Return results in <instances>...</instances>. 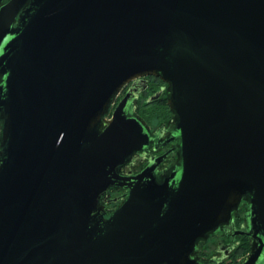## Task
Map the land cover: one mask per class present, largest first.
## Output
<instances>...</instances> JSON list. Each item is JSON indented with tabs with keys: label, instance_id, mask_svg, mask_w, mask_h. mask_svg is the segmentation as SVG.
<instances>
[{
	"label": "water",
	"instance_id": "water-1",
	"mask_svg": "<svg viewBox=\"0 0 264 264\" xmlns=\"http://www.w3.org/2000/svg\"><path fill=\"white\" fill-rule=\"evenodd\" d=\"M0 0V264H212L247 203L264 264V0ZM169 84L178 171L119 174L149 145L123 87ZM130 190L107 220L99 199Z\"/></svg>",
	"mask_w": 264,
	"mask_h": 264
},
{
	"label": "flooded vegetation",
	"instance_id": "flooded-vegetation-1",
	"mask_svg": "<svg viewBox=\"0 0 264 264\" xmlns=\"http://www.w3.org/2000/svg\"><path fill=\"white\" fill-rule=\"evenodd\" d=\"M9 0H5L2 5ZM133 92L134 98L127 109L130 117L136 118L149 135V145L136 151L121 166L120 175L133 177L151 165L157 164L156 178L159 183L180 167L181 147L177 132L178 118L168 104L170 86L154 76L135 79L125 85L116 97L115 103L105 115L107 120L119 102ZM4 115H0V147ZM130 190L121 187H110L99 199V206L107 220L129 198ZM248 207L244 201L234 212L233 220L213 234L207 241L199 243L195 257L212 264H234L235 259L247 249L250 251V231L247 219ZM246 254V255H247ZM245 255V256H246ZM242 258L243 259L245 258ZM241 261V262H242Z\"/></svg>",
	"mask_w": 264,
	"mask_h": 264
},
{
	"label": "rangeland",
	"instance_id": "rangeland-1",
	"mask_svg": "<svg viewBox=\"0 0 264 264\" xmlns=\"http://www.w3.org/2000/svg\"><path fill=\"white\" fill-rule=\"evenodd\" d=\"M241 257H244V256H241ZM241 257H238V259H235L234 264H240L241 261H242V258Z\"/></svg>",
	"mask_w": 264,
	"mask_h": 264
},
{
	"label": "trees",
	"instance_id": "trees-1",
	"mask_svg": "<svg viewBox=\"0 0 264 264\" xmlns=\"http://www.w3.org/2000/svg\"><path fill=\"white\" fill-rule=\"evenodd\" d=\"M248 250L246 249L242 254L241 256H245L247 254Z\"/></svg>",
	"mask_w": 264,
	"mask_h": 264
}]
</instances>
